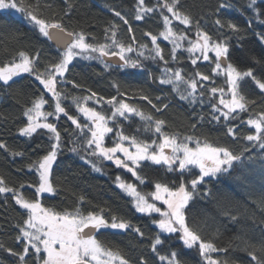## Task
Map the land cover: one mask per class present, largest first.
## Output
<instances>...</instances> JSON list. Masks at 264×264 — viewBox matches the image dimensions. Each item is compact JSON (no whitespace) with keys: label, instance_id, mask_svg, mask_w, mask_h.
<instances>
[{"label":"trees","instance_id":"trees-1","mask_svg":"<svg viewBox=\"0 0 264 264\" xmlns=\"http://www.w3.org/2000/svg\"><path fill=\"white\" fill-rule=\"evenodd\" d=\"M41 2L51 4L50 8H42L44 18L50 22L61 20L68 31L84 32L90 37L87 42L91 44L110 43L105 39V29L111 24L119 25L116 39L133 47L134 51L126 54L133 60L140 51L144 52V57L149 56V52L140 46L147 45L149 49L152 48L151 38L146 33L158 35L163 31L160 13L163 12L169 18L171 16L166 9L156 7L164 0H145V5L156 10L145 15L143 20L135 19L138 0H41ZM249 5L250 0H180L179 10L188 14L193 21H199L200 28L208 32L213 40L228 39V62L241 71L251 68L258 78L264 79V40L260 39L264 36L262 23L264 15H257L258 12H264V0H257L254 8ZM115 11H119L128 20L131 32L123 21L115 16ZM217 19L225 24L235 23L240 31L237 33L230 32L226 27L218 28L215 23ZM172 27L177 33H185L190 39H196L195 23L186 26L179 21H173ZM13 30H19L22 38L13 39L10 36ZM133 36L135 40L132 39ZM157 42L163 49L165 59L169 60L168 66L182 69L185 79L197 72L210 77L211 83L204 85L202 101L199 99V93L194 103L181 100L173 85L160 84L159 79L165 65L158 60L140 57L144 65L142 68H120L110 63L112 67L105 69L100 59H85L81 56L69 65V72L65 74L68 83L58 85L59 90L68 94V99L62 103L69 110V115L79 117L71 100L72 96L88 95L90 89L107 100L117 95L112 86L115 83L120 86V92L128 94V103L145 115L164 120L165 133L179 134L181 137L185 135L199 137L202 141L206 139L215 146H226L236 152L245 147L251 148L250 152L245 153V157L252 156L253 161H246L243 166H235L226 173L206 178L198 187L185 212L190 226L198 229L205 240H211L219 249H227L226 252L214 254V258L221 261V264H255L249 252L256 251L259 257V249L264 247V150L252 147L242 139L252 133L250 126L240 121L228 122L221 119L217 122L211 119L210 104L217 103L219 96L210 97L207 88L228 89L226 78L213 71L214 55H211L208 61L199 59L193 65L191 59L194 57L185 51L189 44L184 41L183 47L176 52L177 59L172 61L169 57L171 41H164L160 37ZM20 51L29 55H35L38 51L40 62L37 67L41 72L44 66L58 62L63 53L50 40L33 30L21 14L0 10V67L12 62ZM74 84L80 87L76 88ZM9 85L0 82V141L6 146L0 147V176L4 178L6 185L17 189L24 185L20 191L26 198L30 200L38 198L44 207L58 212L72 211L77 206L85 214L100 208L106 211L111 209L113 214L139 227L144 237L141 238L133 232L118 234L108 231L98 235L97 239L108 247L119 248L130 260V264H139L140 260L147 261V264H160L150 249L151 241L160 232L153 221L158 220L160 216L136 211L133 198L117 187L115 182L119 176L128 183L136 184L142 193H150L155 190V182L168 183L170 187L173 181L179 183L177 173L169 172L165 167L146 165L141 172L144 183H139L131 173L116 167L113 162L88 157L74 132L75 125L61 114L59 120L49 118V122L55 123L61 131L62 138V150L58 153L52 171L56 192L37 197L32 186L37 184L38 173L29 170L28 166L48 153L50 134L46 130H38L31 137H27L20 133V129L27 125L24 112L35 100L43 96L48 101L46 111L52 110L49 105L53 100L50 99L51 94L46 93L31 74L20 75L14 78V82L10 81ZM240 91L248 101H255L250 105L249 112L241 113V120H247L250 116L255 117L257 113L264 111V93L250 79L241 83ZM144 95L149 97L152 104L141 98ZM157 97L160 99L157 100ZM165 104L168 107L163 109ZM152 105L163 110L158 112ZM88 106L96 107L98 111L110 115V106L105 103L98 106L94 102H89ZM129 115L130 119L118 117L117 121L110 122L113 133L108 134L106 147L113 146L117 139L114 133L121 127L126 135L137 134L139 139L148 142L156 139L159 142V137L151 128L143 130L146 124L144 120L139 116ZM199 117H203V120H199ZM80 122L83 124L85 121L81 118ZM193 125H196L195 129ZM227 127H238L237 136L241 139L230 137L227 134ZM65 129L69 133L67 136L64 134ZM79 135L83 136V133ZM72 148H76L77 151H71ZM13 153H23V156ZM88 159H92L101 171H94L87 162ZM197 173L198 169H194L192 175H185L184 182L195 178ZM80 197L85 198L84 204H79ZM26 218V211L15 203L11 193H0V245H3L0 247V264H20L7 249L11 248L16 253L22 251L23 245L17 241L19 235L17 226H22ZM161 239L165 241L163 249H158L161 254L175 250L180 253L183 264H203L198 252L195 249H185L175 235L169 237L168 234H164ZM29 255L31 256V250ZM27 264H32V259H29Z\"/></svg>","mask_w":264,"mask_h":264},{"label":"snow or ice","instance_id":"snow-or-ice-1","mask_svg":"<svg viewBox=\"0 0 264 264\" xmlns=\"http://www.w3.org/2000/svg\"><path fill=\"white\" fill-rule=\"evenodd\" d=\"M179 3L180 0H171V3L169 0H164L162 4L156 6L171 13L172 19L168 15H164L163 12L160 13L164 25L163 31L158 35L146 33L151 38L152 48L149 49L147 45L140 46L149 52V56L144 57V52L140 51L137 53V58L133 60L126 55V53L134 51L133 47L116 39L119 25L111 24L105 29V39L110 43L91 44L87 42L90 37L86 36L84 32L68 31L61 20L50 22L44 18L42 8H50L51 4H42L41 0H0V10H14L21 14V17L33 30L48 40L55 41L57 47L64 49L59 61L44 66L42 72L37 67L40 62L38 51L35 55L20 51L12 62L0 67V82L10 86L9 82H14L15 77L24 73L31 74L43 86L46 93L51 94L50 99L53 100V103L49 105L51 111H44L48 101L43 96L35 100L32 106L24 112L28 121L27 125L20 129V132L27 137H31L38 130H46L50 134L48 153L28 166L29 170H35L38 173L37 184L32 186L37 197L41 194L56 192L52 171L58 153L62 150V138L61 131L58 130L55 123L49 122V118L59 120L60 115L63 114L68 121L75 125L74 132L88 157H97L113 162L116 167L126 169L141 184L144 183L141 172L146 165L165 167L167 171L177 173L179 183L173 181L170 187L168 183L155 182V190L150 193H142L137 189L136 184L128 183L119 176L116 177L118 187L133 198L136 211L160 215L158 220L153 221L158 225L160 232L150 244V249L160 264H183L180 253L177 251L169 250L165 254H161V251L158 250L164 247L165 241L161 239L164 234H168L169 237L175 235L185 249H195L203 264H221V261L214 258V254L226 252L227 249H219L211 240H205L198 229L190 226L185 210L197 193L198 187L203 184L206 178L226 173L235 166H243L246 161H253L254 157H245V153L250 152L251 148L245 147L236 152L226 146H215L206 139L202 141L199 137L190 135L181 137L179 134L165 133L163 128L166 126V122L162 119H154L151 115H145L141 110L128 103V94L120 92V86L115 83L112 86L117 95L107 100L99 97L96 92L90 89H88V95L72 96L71 100L79 117L69 115V110L62 103L68 99V94L58 89V85L68 83L65 74L69 72V65L77 57L100 59L104 63L105 69L112 67L104 60L105 57H118L117 67L133 69L144 67L140 59V57H144V59L158 60L165 65L159 83L173 85L181 100L194 103L197 100V93H199V99L202 101L204 85L211 83L210 77L197 72L194 76L185 79L182 69L168 66L169 60L165 59L163 49L157 42L160 37L164 41H171L172 48L169 57L175 61L177 50L183 46L184 41H187L189 47L185 51L194 57L191 59L193 65L201 57L208 61L210 59L209 52H213L215 54L212 61L214 63L213 71L219 73L223 70L226 76L229 99H225L223 88H207L210 97L219 96L217 103L210 104L211 119L217 122L221 119L228 122L240 121V123L250 126L253 130L252 133L242 139L252 147L264 150V111H260L255 117L250 116L247 120L240 119L241 113L249 112L250 105L255 103V101H248L241 94V83L250 79L264 93V79L258 78L251 68L241 71L228 62V39L213 40L208 32L200 28L199 21H193L188 14L179 10ZM256 3L257 0H250L249 6L254 8ZM221 7H226V5H221ZM155 10L156 8L145 5V0H138L135 19L143 20L145 15L152 14ZM67 14L65 13V15ZM114 14L131 32L128 20L119 11H115ZM257 15H264V12H258ZM173 19L186 26L195 23L196 39L192 40L187 34L174 31ZM215 23L220 29L226 27L230 32L238 33L240 31L235 23L227 22L225 24L219 19ZM10 36L13 39L22 38L19 30H13L10 32ZM132 39L135 40V37L133 36ZM260 39L264 40V36H261ZM196 53L199 55H195ZM256 62L259 63V61ZM180 84L185 85L183 91L180 89ZM74 87L79 88L80 85L74 84ZM141 98L152 104L148 96L144 95ZM89 102H94L98 106L102 103L110 106V115L98 111L96 107L88 106ZM152 107L159 112L166 109L168 105H163V109L156 108L155 105ZM129 114L139 116L144 120L146 124L143 130L147 131L151 128L159 137V142L156 139L151 142L139 139L137 134L126 135L121 127L114 133L117 139L113 146L106 147L105 136L108 133H113V128L108 126L109 123L117 121L118 117L130 119ZM81 118L85 121L83 124L80 122ZM199 120H203V117H199ZM192 127L195 129L196 125ZM137 131L139 132V130ZM238 131V127H227V134L232 138L241 139L237 136ZM81 133L83 136L79 135ZM64 134L69 135L67 129L64 130ZM0 147H6L2 141H0ZM71 151L76 152L77 149L72 148ZM13 155L23 156V153H13ZM81 158L84 159V157ZM87 162L94 171H101L92 159H88ZM194 169H198L195 178L185 183L183 177L192 175ZM22 188L24 185H20L19 189L8 187L4 178L0 176V193H11L15 203L27 213L23 225L17 226L19 232L17 241L23 245L22 251L16 253L11 248L7 249V252L15 256L20 264H27L29 259H32V264H130V260L119 248L114 249L106 246L97 239V236L113 231L118 234L133 232L143 238L144 233L139 227H135L131 222L113 214L111 209L106 211L100 208L85 214L77 206L72 211L58 212L44 207L38 198L32 200L26 198L20 191ZM158 201H162L167 206L166 209L162 210L158 207L156 204ZM84 203L85 198L80 197L79 204ZM30 250L31 256L29 255ZM259 252V257L256 251L249 252V255L255 264H264V258H262L264 257V247H261ZM139 264H147V261L140 260Z\"/></svg>","mask_w":264,"mask_h":264},{"label":"rangeland","instance_id":"rangeland-1","mask_svg":"<svg viewBox=\"0 0 264 264\" xmlns=\"http://www.w3.org/2000/svg\"><path fill=\"white\" fill-rule=\"evenodd\" d=\"M13 12L14 13H16V14H19V13H17V12H15L14 10H13ZM171 14V13H170ZM20 15V14H19ZM170 19H172V17L170 16ZM173 21H175L174 19H173ZM183 47V46H182ZM181 47V48H182ZM127 54V53H126ZM195 55H199V53H196ZM211 55H214L215 56V54L213 53V52H209V57L211 56ZM201 60H203L202 59V57H201ZM220 74H222L225 78H226V76H225V74H224V72H223V70H221L220 72H219ZM24 74H27V73H24ZM21 75H23V74H21ZM16 78V77H15ZM185 88V86H183V84H180V89H182V91H183V89ZM230 97L228 96V89L226 90L225 89V99H229ZM45 107H46V105H45ZM44 111H46L45 110V108H44ZM109 127H111V125H110V123H109V125H108ZM21 133V132H20ZM22 134V133H21ZM108 134H110V133H108ZM108 134H106V136H105V141H104V143H106V138H107V136H108ZM23 135V134H22ZM106 146V145H105ZM115 185L118 187V184L115 182ZM124 191V190H123ZM126 193V192H125ZM51 194V193H50ZM127 194V193H126ZM42 195V194H41ZM131 197V196H130ZM150 202H152L151 201V199H150ZM156 204H157V206L158 207H160L162 210H164V209H166V205H164L163 204V202L162 201H158V202H156ZM155 214V213H154ZM159 215V214H158ZM160 216V215H159ZM155 226L158 228V225H156L155 224ZM159 229V228H158ZM160 230V229H159Z\"/></svg>","mask_w":264,"mask_h":264},{"label":"water","instance_id":"water-1","mask_svg":"<svg viewBox=\"0 0 264 264\" xmlns=\"http://www.w3.org/2000/svg\"><path fill=\"white\" fill-rule=\"evenodd\" d=\"M51 42H52V44H53L55 47H57L55 41H51ZM57 48H58L59 50H61V51H64V49H63L62 47H57ZM104 60L107 61L108 63L115 64V65H117L118 62H119L118 57H111V56H109V57H105Z\"/></svg>","mask_w":264,"mask_h":264}]
</instances>
